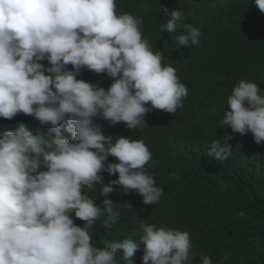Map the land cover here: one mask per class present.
Segmentation results:
<instances>
[{"label": "clouds", "instance_id": "clouds-1", "mask_svg": "<svg viewBox=\"0 0 264 264\" xmlns=\"http://www.w3.org/2000/svg\"><path fill=\"white\" fill-rule=\"evenodd\" d=\"M255 3L264 12V0ZM162 11L170 19L161 32H179V47L200 44L182 11ZM142 24L117 14L115 0H0V264H188V231L140 223L139 240L102 230L127 209L122 197L161 204L146 170L155 144L143 133L157 125L146 115H177L187 103L186 85ZM227 105L223 132L264 143L258 85L239 80ZM207 155L224 161L231 149L212 142Z\"/></svg>", "mask_w": 264, "mask_h": 264}, {"label": "trees", "instance_id": "trees-1", "mask_svg": "<svg viewBox=\"0 0 264 264\" xmlns=\"http://www.w3.org/2000/svg\"><path fill=\"white\" fill-rule=\"evenodd\" d=\"M115 2L117 14L129 13L143 20V38L153 52L162 55L164 65L176 69L188 96L177 115L169 113L163 118L159 110L160 118L146 115L157 125L143 131L149 134L144 138L155 144L151 146L154 159L146 170L163 189V201L146 205L138 192L122 197L127 209L110 229L102 224V230L113 238L140 240V223L166 226L190 233L188 264H201L202 256L221 264L225 254L230 260L223 264H264V143H255L253 134L245 138L232 130L225 133L220 126L224 110L230 107L228 97L239 80L256 83L264 95V12L255 0ZM162 7L169 13L182 11L181 23L200 30V44L179 47L175 42L179 32H161L170 19ZM138 135L130 137L141 139ZM212 142L229 146L231 155L224 161L209 157ZM247 143L260 149L247 147ZM141 251L142 259L143 245Z\"/></svg>", "mask_w": 264, "mask_h": 264}, {"label": "bare ground", "instance_id": "bare-ground-1", "mask_svg": "<svg viewBox=\"0 0 264 264\" xmlns=\"http://www.w3.org/2000/svg\"><path fill=\"white\" fill-rule=\"evenodd\" d=\"M89 82H92V80L91 81H89ZM126 126V125H125ZM125 126L123 127V128H125ZM9 127V126H8ZM117 193H119V192H117ZM126 263V262H125Z\"/></svg>", "mask_w": 264, "mask_h": 264}]
</instances>
